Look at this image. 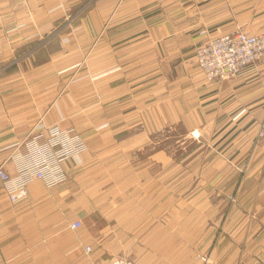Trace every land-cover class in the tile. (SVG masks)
Returning a JSON list of instances; mask_svg holds the SVG:
<instances>
[{
	"label": "crops",
	"instance_id": "crops-1",
	"mask_svg": "<svg viewBox=\"0 0 264 264\" xmlns=\"http://www.w3.org/2000/svg\"><path fill=\"white\" fill-rule=\"evenodd\" d=\"M88 2L0 0V164L39 121L87 143L65 183L0 190V264H264V62L218 83L195 61L203 29L263 32L264 0H97L104 31L39 28Z\"/></svg>",
	"mask_w": 264,
	"mask_h": 264
},
{
	"label": "built area",
	"instance_id": "built-area-1",
	"mask_svg": "<svg viewBox=\"0 0 264 264\" xmlns=\"http://www.w3.org/2000/svg\"><path fill=\"white\" fill-rule=\"evenodd\" d=\"M195 52V61L209 82H223L244 75L251 67L264 62V31L249 34L241 29L210 36L206 29ZM264 137V121L257 138ZM87 149L86 139L74 128L64 129L58 124L45 126L41 121L33 125L27 136L16 144L7 160L13 162L16 172L11 174L0 164V190L12 204L28 198V186L42 181L48 188L63 184L68 179L64 164L77 158ZM234 200V198H231ZM82 226L77 220L70 224L74 230ZM92 246L85 247L86 253ZM111 264H138L134 259L117 257Z\"/></svg>",
	"mask_w": 264,
	"mask_h": 264
},
{
	"label": "rangeland",
	"instance_id": "rangeland-1",
	"mask_svg": "<svg viewBox=\"0 0 264 264\" xmlns=\"http://www.w3.org/2000/svg\"><path fill=\"white\" fill-rule=\"evenodd\" d=\"M96 3H97V0H89V2L85 6H80V4L77 6H73L72 14L67 12L68 16L66 17V19H65V14H62L60 17H58V18H61V20H58L55 23H48V22L41 23L38 26L42 30L50 31L54 36H56L57 41H59V37L63 36L65 32H74V33L79 32V31H91L92 32V31H97L98 29H101V28H102V31H104L112 23L113 15L116 10L111 11L110 10L111 8H110L109 15L106 14V17L103 19L102 24L99 26V24L96 22V17L91 15L92 12H94L97 9V7L95 6ZM87 15H90L89 19L86 18ZM83 16H85L84 18H86L85 21L81 20ZM65 20L67 22H65ZM78 40L81 41V39H78ZM263 121H264V117H263L262 122ZM263 138L258 139L256 136V139L258 141ZM171 144L172 146L170 148L173 149L176 157L177 156L183 157V155L187 154L196 145L194 142H191V140L189 141L183 140L176 144H174L173 141L171 140Z\"/></svg>",
	"mask_w": 264,
	"mask_h": 264
}]
</instances>
